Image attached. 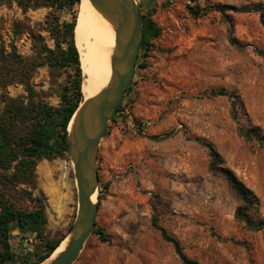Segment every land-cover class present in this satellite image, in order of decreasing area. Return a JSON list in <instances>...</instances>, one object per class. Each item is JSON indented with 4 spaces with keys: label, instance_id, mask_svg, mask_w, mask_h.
<instances>
[{
    "label": "rangeland",
    "instance_id": "1",
    "mask_svg": "<svg viewBox=\"0 0 264 264\" xmlns=\"http://www.w3.org/2000/svg\"><path fill=\"white\" fill-rule=\"evenodd\" d=\"M137 1L139 14L149 15L161 33L147 53L139 51L129 88L99 145L98 190L106 184L107 190L97 199L95 222L108 241L92 233L72 264H182L152 225L154 215L198 264H264L263 231L246 229L235 219L238 199L209 171L203 144L211 143L256 194L258 214L264 216V145L245 141L237 130L238 121L264 133V56L255 51L264 50V25L254 11L230 9L223 15L212 9L254 2L264 6V0ZM78 6L72 10L78 13ZM45 13L44 8L30 9L26 15L36 21ZM21 16L14 3L0 6L7 42L12 19ZM16 46L31 53L27 36ZM32 83L49 91L46 67L37 70ZM221 88L242 99L244 110L237 109V121L229 98L211 94ZM7 90L10 95L24 92L16 84ZM46 100L60 102L55 93ZM35 172L37 190L46 198L44 235L65 236L77 210L68 152L40 159ZM9 242L21 262L39 240L13 230Z\"/></svg>",
    "mask_w": 264,
    "mask_h": 264
},
{
    "label": "trees",
    "instance_id": "2",
    "mask_svg": "<svg viewBox=\"0 0 264 264\" xmlns=\"http://www.w3.org/2000/svg\"><path fill=\"white\" fill-rule=\"evenodd\" d=\"M13 3L21 10L22 16L12 19L8 42L3 38L0 27V264H37L47 258L64 237L47 238L44 235L46 198L37 190L35 170L40 159H52L68 152L67 127L82 96L81 65L74 40L77 12L72 10L74 5H80V0H0V6L8 8ZM40 8L46 9L42 20L32 21L26 15L28 10ZM212 9L223 15H227L226 10L230 9L254 11L264 25V6L259 2L238 8L215 5ZM140 24L143 38L139 51L147 53L153 47L152 41L160 35L161 28L149 15H140ZM23 36L30 40V54L21 53L16 46ZM255 51L264 56L263 49L255 48ZM138 59L139 54L136 64ZM140 66L145 67L146 61H142ZM42 67L47 68L49 91L37 90L32 83V78ZM14 84L21 85L24 92L10 95L7 88ZM54 86L55 90H52ZM53 93L59 97L58 105L46 100ZM211 94L229 98L233 118L237 121V109L244 110L239 94L225 88L211 90ZM118 111L119 108L115 114ZM237 130L245 141L264 145V133L258 126L246 128L237 121ZM203 144L208 148L209 171L221 177L238 199L235 219L246 229L264 233V216L258 214L256 194L225 165L211 143ZM99 182L98 176V187ZM106 190L107 184L98 190L99 200ZM152 225L172 245L182 264H198L189 259L179 241L158 224L156 215L152 217ZM13 230L21 235L32 233L39 240L31 252L20 258L21 262H17V255L9 242ZM93 233L97 234L99 241H108L103 228L96 222Z\"/></svg>",
    "mask_w": 264,
    "mask_h": 264
},
{
    "label": "water",
    "instance_id": "3",
    "mask_svg": "<svg viewBox=\"0 0 264 264\" xmlns=\"http://www.w3.org/2000/svg\"><path fill=\"white\" fill-rule=\"evenodd\" d=\"M88 1L114 32L111 71L106 85L98 93L86 99L81 96L67 127L68 155L76 185L77 210L69 232L61 239L68 237L65 248L49 264H72L93 233L98 210L99 145L133 78L143 38L139 1ZM94 194L95 201L92 200Z\"/></svg>",
    "mask_w": 264,
    "mask_h": 264
},
{
    "label": "bare ground",
    "instance_id": "4",
    "mask_svg": "<svg viewBox=\"0 0 264 264\" xmlns=\"http://www.w3.org/2000/svg\"><path fill=\"white\" fill-rule=\"evenodd\" d=\"M75 45L79 52L82 74V96H94L107 83L111 71L114 32L88 0H80L74 28ZM95 201V194L92 196ZM68 237L60 242L51 255L38 264L49 262L64 248Z\"/></svg>",
    "mask_w": 264,
    "mask_h": 264
}]
</instances>
